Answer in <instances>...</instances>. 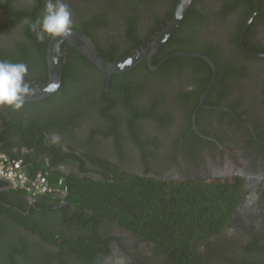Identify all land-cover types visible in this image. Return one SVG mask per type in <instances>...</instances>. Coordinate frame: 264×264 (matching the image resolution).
<instances>
[{"label":"flooded vegetation","instance_id":"af4514ba","mask_svg":"<svg viewBox=\"0 0 264 264\" xmlns=\"http://www.w3.org/2000/svg\"><path fill=\"white\" fill-rule=\"evenodd\" d=\"M46 2L0 0V61L25 63L30 88L48 80L51 37L38 52L30 28ZM64 2L72 29L118 61L148 46L179 0ZM61 65L55 91L0 107V152L51 187L31 197L0 180V264H172L104 213L108 199L92 203V183L118 185L126 173L235 184L224 229L197 241L202 264H264V0H191L151 61L123 71L109 73L68 44Z\"/></svg>","mask_w":264,"mask_h":264},{"label":"trees","instance_id":"16d2710c","mask_svg":"<svg viewBox=\"0 0 264 264\" xmlns=\"http://www.w3.org/2000/svg\"><path fill=\"white\" fill-rule=\"evenodd\" d=\"M45 42L36 45L38 52L44 53ZM69 51L76 53L72 48ZM120 177L118 185L92 183L87 189L95 192L92 203L100 206L108 199L104 213L138 232L148 245L157 243L156 249L169 254L172 264H202L205 258L197 241L222 232L239 200L235 184L227 182L199 184V180L186 179L175 184L153 178L147 181L133 173ZM67 199L82 204L80 198ZM114 203H118V210Z\"/></svg>","mask_w":264,"mask_h":264},{"label":"water","instance_id":"95a60500","mask_svg":"<svg viewBox=\"0 0 264 264\" xmlns=\"http://www.w3.org/2000/svg\"><path fill=\"white\" fill-rule=\"evenodd\" d=\"M255 3H258V0H254ZM191 0H179L178 6L176 8L175 13L173 14L172 18L170 19L169 23L166 27H164L160 32L159 35L156 36L145 48L140 51L135 52L133 55L118 60V61H108L105 60L100 54L97 52L96 47L93 41L86 35L71 29V35L68 37L56 36L51 37L47 47V63H48V80L46 81L45 85L38 88H30L31 95L25 97V101L28 100H35L41 97L47 96L53 91H55L58 87L60 82V78L62 76V65H61V51L62 45L68 44L88 58L90 61L98 65L100 68L107 72H117L126 70L137 62L142 60L143 58L148 59L151 61L153 53L165 42L167 37L171 34V32L175 29L177 24L181 21L184 13L186 12ZM258 4L256 5L254 11L252 12L250 19L255 16L257 13ZM249 19V20H250ZM214 79L211 81L210 85L208 86L207 90L202 96L204 99L205 95L208 92V89L212 86ZM202 105V103H201ZM5 154L9 157L6 153L0 152ZM12 160H20L24 165V169L27 172L25 167L24 161L21 158H10ZM37 174V173H36ZM0 180L5 181L7 180L0 178ZM9 184V183H8ZM21 190V189H19ZM23 191V190H21ZM27 194L25 191H23ZM28 195V194H27ZM30 196V195H28Z\"/></svg>","mask_w":264,"mask_h":264},{"label":"clouds","instance_id":"9594fccd","mask_svg":"<svg viewBox=\"0 0 264 264\" xmlns=\"http://www.w3.org/2000/svg\"><path fill=\"white\" fill-rule=\"evenodd\" d=\"M39 41L50 37L71 35L72 13L64 0H47L45 14L30 25ZM39 28V31H37ZM28 71L25 63L0 61V107L20 109L31 89L24 77ZM58 139V137L56 138Z\"/></svg>","mask_w":264,"mask_h":264},{"label":"built area","instance_id":"2783aa9c","mask_svg":"<svg viewBox=\"0 0 264 264\" xmlns=\"http://www.w3.org/2000/svg\"><path fill=\"white\" fill-rule=\"evenodd\" d=\"M0 178L7 180L13 188L25 191L31 197L46 195L51 190L43 174L30 176L20 160L9 159L3 153H0ZM61 190L65 191V187Z\"/></svg>","mask_w":264,"mask_h":264},{"label":"rangeland","instance_id":"374dc122","mask_svg":"<svg viewBox=\"0 0 264 264\" xmlns=\"http://www.w3.org/2000/svg\"><path fill=\"white\" fill-rule=\"evenodd\" d=\"M263 237V236H262Z\"/></svg>","mask_w":264,"mask_h":264}]
</instances>
